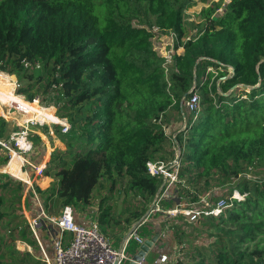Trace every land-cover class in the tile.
Returning <instances> with one entry per match:
<instances>
[{
	"label": "trees",
	"instance_id": "16d2710c",
	"mask_svg": "<svg viewBox=\"0 0 264 264\" xmlns=\"http://www.w3.org/2000/svg\"><path fill=\"white\" fill-rule=\"evenodd\" d=\"M195 3L0 0V73L15 76L16 93L28 101L50 95L45 104L70 125L56 131L65 150L52 152L42 172L56 179L49 194L61 208L90 204L101 180L109 191L125 180L124 192L140 206L130 214L135 222L155 201L150 227L136 234L143 241L157 234L156 252L181 254L159 264H264V177L246 175L264 166V0H230L217 14L220 3L202 8L196 35L183 41L184 11ZM151 26L173 32L174 48L183 50L167 76ZM192 89L200 109L185 115ZM171 110L185 120L173 138L162 124ZM15 114L0 108V139L18 130L3 118ZM176 156V181L162 186V175L149 174L147 163L169 167ZM6 163L0 157V167ZM14 184L0 183V264H45L20 206L31 191L24 196L25 184ZM212 185L220 190L210 196V209L223 202L217 215L208 207L198 217L166 213ZM109 213L107 205L99 223ZM16 241L32 252L13 249ZM135 242L131 256L141 245Z\"/></svg>",
	"mask_w": 264,
	"mask_h": 264
},
{
	"label": "built area",
	"instance_id": "2783aa9c",
	"mask_svg": "<svg viewBox=\"0 0 264 264\" xmlns=\"http://www.w3.org/2000/svg\"><path fill=\"white\" fill-rule=\"evenodd\" d=\"M225 1L230 2V0ZM219 10L222 11V9L219 8L217 12H219ZM149 31L152 33V46L155 43L165 46L163 51L158 50L154 46L153 49L162 58V68L167 76L174 54H179L177 49L174 48L175 35L171 31L162 33L156 26H151ZM188 39L189 38H185V40ZM29 66V63H25V67ZM229 72H231L230 68ZM6 76L8 77V75ZM17 87L18 83L14 80L11 91L5 93L4 103L8 108L16 111L18 115H20L21 119L19 123L16 124L18 130L10 134L7 139H0V149L5 152L7 157L6 166L16 157L17 164L20 168H23L27 164L26 156L33 149L32 142L29 139V133L33 128L59 126L61 132L64 133L69 130L70 125L65 118L56 114L55 108L41 105L39 103V97H35L33 100L28 101L22 95H18L16 93ZM190 92L191 95L189 99L183 103V107L188 114L196 115L200 109L199 96L193 89L190 90ZM177 164L178 163H174L173 161L171 166L165 167L162 162H148L147 168L151 175L161 174L163 177L162 186L164 184L167 186L176 181L175 172L173 171L177 168ZM167 196L168 192L165 189L161 197ZM168 213L173 214L171 211ZM46 220L57 229V236L53 242L52 258L48 257L39 244L41 257L45 264H114L115 262V264H123V261L126 260L124 250L127 241L131 238L138 244H142L143 242L134 230L127 236L119 250L114 249L109 241L99 232L95 222L91 223L89 226L76 223L74 220V210L70 205L62 206L58 216L46 217ZM29 226L37 239L35 232L37 222L32 220L29 222ZM65 234L70 235V239L66 243H64ZM166 260V256L160 255L157 262L164 263Z\"/></svg>",
	"mask_w": 264,
	"mask_h": 264
},
{
	"label": "rangeland",
	"instance_id": "374dc122",
	"mask_svg": "<svg viewBox=\"0 0 264 264\" xmlns=\"http://www.w3.org/2000/svg\"><path fill=\"white\" fill-rule=\"evenodd\" d=\"M224 1L225 0H208L207 2L203 3L200 0H196V3L194 6L187 8L184 11V14H185V18H184L185 37H184L183 41L185 40V38H191V37L196 35L198 28H200L201 22H202L199 15H198L202 8H207L209 5H213L214 3H220L219 8L222 9V11H223L224 6L227 5L229 2V1L224 2ZM219 8H217V10ZM217 10H216V14L222 12L221 10H219V12H217ZM153 46L156 47L158 50H161V51H163V49H165V46L160 45L159 43L158 44L155 43ZM177 52L179 54H181L182 48H178ZM0 75L4 76L3 78H0V83H7L8 82L7 84H9L11 82L13 84L14 80L17 81L15 76H12L14 78V80H13L11 78V76H8L9 78H7L6 75L3 73H0ZM196 93L199 96V92L196 91ZM38 97L40 100L39 103L41 105H46L45 103L51 99L50 95L45 96L41 93L38 95ZM44 98L46 101L42 102V99H44ZM50 105H51V103H50ZM50 105H47V106H50ZM50 107H53V106H50ZM0 108L1 109L4 108V109L8 110V107H4L1 103H0ZM53 108H55V107H53ZM55 110L57 112L56 108H55ZM183 113L185 115H188V113L184 109H183ZM16 115L17 114H15V116ZM17 116L20 117V115H17ZM20 119H21V117H20ZM162 124H163V128L165 130V133L169 137L173 138V135H175L176 131L178 129H180V128L182 129L184 127L185 120H182L181 118H179V116L176 114L175 110H171L167 113V119H163ZM36 157H38V156H36ZM246 175H247V177L252 178V179L257 178V177L263 178L264 177V166L259 165L257 167H252L251 169L248 170ZM7 178H8L7 176H3L0 174V181L2 183L5 182V180ZM13 179L15 181L11 182V185H15L14 183L20 180V179H16V178H13ZM106 181L107 180H101L102 185L96 186V188H94V190L92 191V196H91L90 201L92 202V207L98 209L97 211H95L93 213V218L95 220V223L98 226V229L100 230L99 232H101V234L110 242L112 247L119 249L120 246L123 244L125 237L129 233L128 230H130V227L136 223L133 219L130 218V214L135 208H140V206L136 202L137 201L136 197H134L132 194H127L124 192L125 180L117 181V183L115 184L114 188L111 191H109V185ZM20 182L23 183V181H20ZM49 184L50 185H49L48 193L51 190H53V188H54V182H50ZM204 188L205 187L203 186V189H201V195L198 196L197 201L189 202L190 198L187 196H184V199L183 198L182 199L185 202L182 204V207L176 206L173 210H169L168 212H170V211L173 212L172 216L175 215L176 213L188 215L192 212V213H195L196 217H198L200 215L199 213L201 211H204L205 207L206 208L208 207L209 210H211V212L214 215H217L219 212V209L223 205V202L217 203L215 205V207L210 209V207L213 204H212V201L209 200V198H210V196H212V194L214 192H217L218 190H220V188L218 187V185H212L210 187V189L209 188L204 189ZM34 189H35L34 192L36 194V191H37V189L39 190V188H38V186H34ZM0 193L2 194L3 190H1ZM31 194L32 195L27 196L25 200L23 198L21 199L20 206H21L22 212H23L22 206L24 207V209L26 211H30L31 206H32V200H30V199L31 198L35 199L34 194L32 192H31ZM22 196H23V192H22ZM239 196L240 195L236 192H234L232 195L233 198L242 199V198H239ZM22 201H23V204H22ZM47 201H48V207H49L50 211H54L52 214L56 215L59 207H61V203H59L56 200V198L50 197V194L47 196ZM153 204L154 203H151L149 205V207L152 206V211H153L154 206H155V204L154 205ZM107 205L110 206V213L108 214V216H106L104 218L103 221H101L99 223L98 219H99L100 213L102 211H104L105 208H107ZM203 205H204V207H203ZM10 206H12V205H10ZM13 207L17 208L18 205L14 204ZM149 207H148V209H149ZM148 209L146 210V212L148 211ZM168 212H166V213H168ZM77 213H79V212H77ZM115 220H118L119 222L117 223V222H115ZM150 221H151V219L148 216L146 221L143 223L142 227L138 228L140 226L139 225L136 228L135 231L137 232V234L138 233L142 234L144 232V230L148 229L150 227ZM49 233L51 234L52 231L49 230ZM158 238H159V236L157 237L156 241L158 240ZM130 239L127 241V243L125 245V247L127 246V248L124 251L125 257L127 259H129V256H131L130 254L133 252V249L135 248L133 239H131V240ZM154 243L152 245H154ZM13 249L18 250L19 253L22 252L19 250L20 249L19 247H15ZM173 249L175 250V247ZM164 254L168 258L169 257L173 258L175 261L181 257V254L175 253V252L171 253L170 255H168L166 253H163L161 255L165 256ZM34 255L39 256V252L35 251ZM127 259L123 261V264L127 263Z\"/></svg>",
	"mask_w": 264,
	"mask_h": 264
},
{
	"label": "crops",
	"instance_id": "0c3cea01",
	"mask_svg": "<svg viewBox=\"0 0 264 264\" xmlns=\"http://www.w3.org/2000/svg\"><path fill=\"white\" fill-rule=\"evenodd\" d=\"M208 70L211 71L212 69H208ZM0 101H1L0 103L4 107H7V105L4 103L5 96H1ZM15 113L18 115L16 111ZM17 115L11 118V120L5 117L3 118L10 123L11 127H16V124L19 123L18 121L20 120V117ZM59 129H60L59 126L58 127L57 126H50V127L43 126L40 128H36V127L33 128L29 134L36 135L39 141H31L33 149L26 156L27 164L23 168H20L19 165L17 164V159L13 158L7 166L5 164L0 167V174L8 177L5 180V182L15 181L13 178L20 179L19 181H23V183L25 184L24 196L25 194H27L28 191H31L34 194L35 199L33 198L30 199L32 200V206H31L30 211H26L24 207L22 206L23 217L26 219L28 224L32 220H35L37 222V226L35 227L36 229L35 232H36V236L40 238V242L38 243L42 246V248L44 249L48 257L50 258H52L53 256L52 247H53V242L56 239L55 237L57 236V229L46 220V217L58 216L61 207H59L56 215L52 214L54 211H50L48 207V201H47V196L49 195L48 193L49 185H50L49 183L54 182V188H56L57 181L51 175V173L48 176H45L42 172L45 169V166L47 165L52 152L61 153L65 150L64 145L60 142L56 134V131ZM5 156H6L5 152L2 149H0V157H5ZM0 183L2 182L0 181ZM34 186H38L39 188V192L36 191L37 195L34 192L35 190ZM52 198H55V197L52 196ZM22 204H23V201H22ZM73 210H74V220L76 223L83 225V226H89L91 223L95 222L93 218V213L97 211L98 209L92 207L91 201H90V204L79 207V208H75V209L73 208ZM132 226L130 227V230ZM49 230L52 231L51 234L49 233ZM69 239H70V235L65 234L64 243L69 241ZM14 246L19 247L20 248L19 250L22 252H29V253L32 252L31 247L22 241H16ZM114 249H117V248H114ZM158 252L159 251L156 252L154 250L153 245H152V247L150 248V251L145 254L140 264H149V260L151 258H153L154 264H159L157 262L158 258L163 253H158ZM130 259H127V263Z\"/></svg>",
	"mask_w": 264,
	"mask_h": 264
},
{
	"label": "water",
	"instance_id": "95a60500",
	"mask_svg": "<svg viewBox=\"0 0 264 264\" xmlns=\"http://www.w3.org/2000/svg\"><path fill=\"white\" fill-rule=\"evenodd\" d=\"M174 163H178V156L174 159ZM155 204V201L153 202ZM153 204V205H154ZM152 212V206L149 207L148 211L141 217L131 228L129 231L128 235L136 230V228L142 223V221ZM127 235V236H128ZM125 237V239L127 238ZM157 234L152 236L150 239L144 240L142 244L140 245L139 251L131 257V259L128 261L127 264H140L145 256V254L148 252V250L152 247V244L156 241L157 239ZM124 239V241H125ZM116 263V262H115ZM114 263V264H115Z\"/></svg>",
	"mask_w": 264,
	"mask_h": 264
},
{
	"label": "bare ground",
	"instance_id": "6f19581e",
	"mask_svg": "<svg viewBox=\"0 0 264 264\" xmlns=\"http://www.w3.org/2000/svg\"><path fill=\"white\" fill-rule=\"evenodd\" d=\"M3 75H0V78H3ZM8 83V82H7ZM7 83H0V97L5 96V93L11 91L13 84L10 82L9 84ZM5 92V93H4ZM3 93V94H2ZM7 96V95H6ZM3 101V100H2ZM1 102V101H0ZM16 158V157H15ZM239 198H242L239 196ZM238 200V199H237ZM229 205V204H228ZM100 231V230H99ZM101 233V232H100ZM131 240V239H130ZM134 241V240H133ZM136 243V242H135ZM137 244V243H136ZM119 250V249H118Z\"/></svg>",
	"mask_w": 264,
	"mask_h": 264
}]
</instances>
